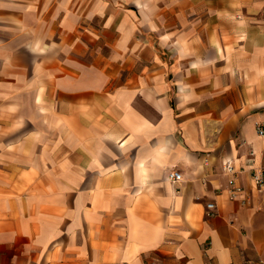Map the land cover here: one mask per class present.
I'll list each match as a JSON object with an SVG mask.
<instances>
[{
  "label": "crops",
  "instance_id": "0c3cea01",
  "mask_svg": "<svg viewBox=\"0 0 264 264\" xmlns=\"http://www.w3.org/2000/svg\"><path fill=\"white\" fill-rule=\"evenodd\" d=\"M259 126L264 0H0V264L264 262Z\"/></svg>",
  "mask_w": 264,
  "mask_h": 264
},
{
  "label": "built area",
  "instance_id": "2783aa9c",
  "mask_svg": "<svg viewBox=\"0 0 264 264\" xmlns=\"http://www.w3.org/2000/svg\"><path fill=\"white\" fill-rule=\"evenodd\" d=\"M258 133L264 135V128L259 126ZM223 169L226 174L230 176L229 178V194L233 199H237L241 194L244 193V188L242 185L237 183L236 180V169L232 160H225L223 162ZM168 177L173 182H178L182 180V174L177 170H172L169 172ZM251 180L256 191L261 196L262 205L264 206V167L260 169H254L251 173ZM215 207L213 202L207 204V208L212 210Z\"/></svg>",
  "mask_w": 264,
  "mask_h": 264
},
{
  "label": "rangeland",
  "instance_id": "374dc122",
  "mask_svg": "<svg viewBox=\"0 0 264 264\" xmlns=\"http://www.w3.org/2000/svg\"><path fill=\"white\" fill-rule=\"evenodd\" d=\"M257 264H264V262H256ZM253 264H255V263H253Z\"/></svg>",
  "mask_w": 264,
  "mask_h": 264
}]
</instances>
